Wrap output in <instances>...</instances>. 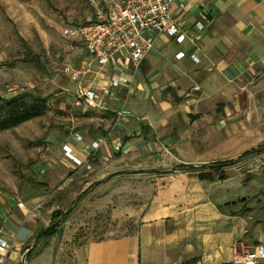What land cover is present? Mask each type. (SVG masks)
Returning <instances> with one entry per match:
<instances>
[{
  "label": "crops",
  "instance_id": "crops-1",
  "mask_svg": "<svg viewBox=\"0 0 264 264\" xmlns=\"http://www.w3.org/2000/svg\"><path fill=\"white\" fill-rule=\"evenodd\" d=\"M200 2L186 0L182 13L173 7L196 38L194 44L158 37L130 90L116 91L131 117L106 139L110 129L103 136L81 135L79 143L69 136L61 148L66 167L53 170L66 176L63 186L74 181L84 188L74 201L78 217L84 203L108 204L107 196L93 194L120 180L124 233L66 243L62 227L54 235L62 244L49 237L37 254H29L33 237L47 228L32 219L39 201L28 194L15 198L24 205L19 209L14 198H7L0 203V239L9 243L4 264H41L37 260L45 253V264H242L246 254L264 245V151L223 168L224 180H200L199 172L178 168L236 160L264 144V0ZM196 22L203 24L200 31ZM178 53L184 57L177 59ZM113 110L102 112L110 116V126ZM100 139V148L91 154L90 143ZM65 146L81 163L91 154L90 169L68 159ZM245 161L247 175H236L232 169ZM53 182L48 179V186ZM87 188L90 192L80 196ZM81 220L73 236L89 230L82 229Z\"/></svg>",
  "mask_w": 264,
  "mask_h": 264
},
{
  "label": "rangeland",
  "instance_id": "rangeland-1",
  "mask_svg": "<svg viewBox=\"0 0 264 264\" xmlns=\"http://www.w3.org/2000/svg\"><path fill=\"white\" fill-rule=\"evenodd\" d=\"M92 15L88 0H0V98L30 93L45 98L48 106L43 116L0 132V203L7 198L24 200L33 193L39 201L32 209L33 221L41 225L39 228L48 227L52 213L64 214L59 230L64 227L67 232L66 243H77L78 238L120 237L126 223L119 217L120 180L110 181L94 192L97 198L107 196L108 204L84 203V214L78 217L73 215L74 201L84 188L74 181L63 186L66 176L61 179L53 172L66 167L61 148L69 136H90L111 127L110 116H104L102 111L81 112L71 106L74 88L62 75L63 66L69 64L76 69L85 55L80 43L67 37L65 31L86 23ZM243 163L232 169L236 175H247L249 161ZM48 179L54 181L51 186ZM85 191L90 192L89 188ZM92 208L98 212L90 216ZM80 219L85 224L82 229H89V234L73 236V226ZM43 239L46 238L33 237L29 254L40 251L46 244ZM49 240L63 243L60 236ZM70 253L67 250L66 254ZM46 256L43 254L37 262L47 263Z\"/></svg>",
  "mask_w": 264,
  "mask_h": 264
},
{
  "label": "built area",
  "instance_id": "built-area-1",
  "mask_svg": "<svg viewBox=\"0 0 264 264\" xmlns=\"http://www.w3.org/2000/svg\"><path fill=\"white\" fill-rule=\"evenodd\" d=\"M88 1L93 8L91 19L65 31L67 37L83 47L85 59L76 69L69 64L63 66L62 75L73 85L74 108L81 112H103L114 107V118L106 139L111 131L131 117L125 101L117 97L116 91L120 88L130 90L133 78L153 50L155 40L165 35L176 44L187 41L193 45L196 38L187 33L173 10L176 6L179 13L184 12L186 0ZM204 1L206 0H201V6ZM202 28L201 22L195 23L197 31ZM183 57V53L176 55L177 59ZM189 58L194 63H199L194 53ZM73 139L76 143L83 141L78 133L73 134ZM101 143V139L90 143L91 154L100 148ZM91 154L81 163L71 155L69 147H64V155L86 170L90 169L88 160ZM14 202L19 209L24 208L21 201L15 199ZM8 250L9 243L0 239V264L5 263ZM258 259L264 260V245H257L241 262L256 264Z\"/></svg>",
  "mask_w": 264,
  "mask_h": 264
},
{
  "label": "trees",
  "instance_id": "trees-1",
  "mask_svg": "<svg viewBox=\"0 0 264 264\" xmlns=\"http://www.w3.org/2000/svg\"><path fill=\"white\" fill-rule=\"evenodd\" d=\"M48 109L47 101L45 98L34 96L30 93H20L10 98H0V132L14 129L23 123H26L32 119L39 118L43 116ZM100 136L106 134L105 132L98 133ZM264 151V144L257 147L256 149H252L243 153L236 160L223 161L211 163L209 165L201 166L198 169L193 167H185L183 165L178 166L179 169H188L189 171L199 172L198 178L200 180H224L226 179V175L222 174L221 170L223 168L233 166L239 163L243 158H246L250 155L259 154ZM220 172V175L216 178L212 175L213 172ZM87 191L82 193L80 196H84ZM29 197H33L34 194L30 193ZM27 196V197H28ZM64 214L54 212L51 215V223L49 226L40 230L37 234V239L39 237L49 238L54 236L58 228L60 226V221H63L62 217ZM60 220V221H59Z\"/></svg>",
  "mask_w": 264,
  "mask_h": 264
}]
</instances>
